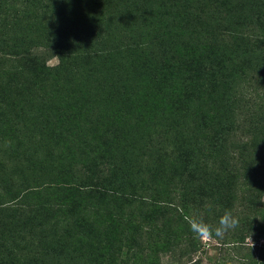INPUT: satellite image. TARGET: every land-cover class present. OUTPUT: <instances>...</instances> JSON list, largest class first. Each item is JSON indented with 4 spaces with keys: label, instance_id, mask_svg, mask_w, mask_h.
<instances>
[{
    "label": "rangeland",
    "instance_id": "1",
    "mask_svg": "<svg viewBox=\"0 0 264 264\" xmlns=\"http://www.w3.org/2000/svg\"><path fill=\"white\" fill-rule=\"evenodd\" d=\"M55 45L72 60L43 85L30 54L55 66ZM7 74L0 264H35L75 219L77 239L50 263L110 253V264H245L258 254L264 207H247L244 162L264 159V0H0ZM59 96L76 123L55 131L32 109ZM225 210L239 224L223 237L192 231L193 215L215 226Z\"/></svg>",
    "mask_w": 264,
    "mask_h": 264
},
{
    "label": "trees",
    "instance_id": "2",
    "mask_svg": "<svg viewBox=\"0 0 264 264\" xmlns=\"http://www.w3.org/2000/svg\"><path fill=\"white\" fill-rule=\"evenodd\" d=\"M53 41L54 39L52 40L50 39V42H53ZM55 48L57 49V51L55 52V55L57 56V64L55 66L46 65V61H45L46 56L43 57L42 55H39L37 53L30 54L32 58L31 67L34 68L33 72L36 73L35 77L37 79V82L43 85L48 80L54 79L56 75L61 73L66 67V65L68 64L67 61H69L70 59L72 60L71 55L65 53V51L61 49H58L57 45H55ZM13 55L26 57V55H22L21 53H16V54L14 53ZM7 78L9 79L6 80L4 83H2V81ZM57 81L58 80H55L52 82L55 84L57 83ZM1 83L4 85H8L10 83V75L8 74L5 75V78L0 80V84ZM1 97L4 98L3 95H1ZM57 98L59 99L60 103L65 102L66 105L64 106L57 102H50V103H46L45 105L37 106L34 109H32L34 117L36 119L37 118L42 119L43 117L45 118L50 117L51 121H49L47 124H51L52 127H50V129H53L55 131L59 129V127H61L62 129V126L65 125L66 121H69L71 123V120H74L76 123V117L74 115L75 113L72 112V108L74 106L73 104H72L73 107L71 105H67L69 103L67 99H70V97H64V96L60 97L59 96ZM41 102H44V101L41 100L39 103ZM7 109H8L7 106L1 107V102H0V113L4 114L7 111ZM0 117H1L0 125H2L4 119L1 116V114H0ZM261 161H263V163ZM261 161H259L257 165L255 166L253 165V163L252 165L248 164L249 162H252V160L244 162L245 163L244 169H246L244 171V176L246 179L245 185H247V190H246V193L248 196L247 202L250 205V206H247L248 208L255 207L256 206L255 203H259V205L264 207V204L262 205L260 201V199H262V197L264 196V159ZM262 211L263 210H258V213L260 214V212ZM114 217L115 215H111L109 218H107L108 222L113 223L115 220ZM81 225H82V221L75 219L70 225L66 227L64 234L60 236H54L55 232H53V235H51L52 238L46 240L48 245L42 248L44 253L42 252L40 259L35 260V264H52L49 261L53 259L59 261L62 254L65 253V248L66 247L71 248V245L73 246L74 243L71 241V239H74V240L77 239V237L73 236L72 231H74L76 228L81 227ZM256 230H257L256 232L257 235H253L252 238H254V243H256L257 245L256 249H257L258 254H256L254 257H251L245 264H264V243H260V241H258L260 236L264 235V225L258 226ZM190 234H192V232ZM198 250H199V246L197 245V241L194 239L188 240L186 248H185L186 254L191 257ZM111 259H112V256L109 253L108 256L106 255L102 257L101 262H98V264H110L107 262H109ZM189 262L190 263L188 264H199L198 260H193L192 258ZM210 262L212 264H218L213 259H210ZM150 264H156V263H150Z\"/></svg>",
    "mask_w": 264,
    "mask_h": 264
},
{
    "label": "clouds",
    "instance_id": "3",
    "mask_svg": "<svg viewBox=\"0 0 264 264\" xmlns=\"http://www.w3.org/2000/svg\"><path fill=\"white\" fill-rule=\"evenodd\" d=\"M209 207H211L209 205ZM239 224V220L231 211L225 210L223 215L220 216L218 223L213 226L207 223L202 215H193L190 217V226L192 231L199 238L212 239L215 237H223L229 230L235 229ZM249 244L252 246L250 237Z\"/></svg>",
    "mask_w": 264,
    "mask_h": 264
}]
</instances>
